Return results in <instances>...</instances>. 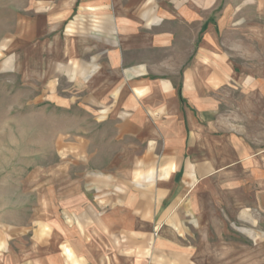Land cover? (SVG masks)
<instances>
[{
	"label": "crops",
	"instance_id": "0c3cea01",
	"mask_svg": "<svg viewBox=\"0 0 264 264\" xmlns=\"http://www.w3.org/2000/svg\"><path fill=\"white\" fill-rule=\"evenodd\" d=\"M26 11L30 14L18 23L20 41L50 38L66 27L61 59L68 60L67 73L75 78L77 105L93 113L102 108L106 116L100 119L120 124L125 138L148 143L149 150L125 164L117 191L125 192L133 179L131 195L128 190L108 211L81 213L94 221L93 237L61 222H39L21 230L13 243L0 239V264H243L251 251L239 239L211 243L204 238L196 247L183 244L179 233L186 218L196 224L198 216L213 215L209 192L226 215L252 219L258 209L264 211L261 149L256 152L243 141L237 151L226 142L221 156L238 155L226 158L227 177L235 171L238 178L227 180L222 193L208 179L216 169L212 160L195 158L197 144L199 155L214 156V80L229 76L221 38L231 28L240 43L245 27L264 28V0H30ZM259 90L263 98L242 107L264 121V84ZM200 178L205 180L197 186ZM155 220L168 224L149 245L148 222ZM203 229L205 237L230 234L227 228ZM118 232L130 236L125 251ZM196 234L195 228L188 233ZM26 236L30 241L22 246ZM252 258V264L259 260Z\"/></svg>",
	"mask_w": 264,
	"mask_h": 264
},
{
	"label": "rangeland",
	"instance_id": "374dc122",
	"mask_svg": "<svg viewBox=\"0 0 264 264\" xmlns=\"http://www.w3.org/2000/svg\"><path fill=\"white\" fill-rule=\"evenodd\" d=\"M29 3L30 0H0V239L13 243L21 230H32L39 222L50 225L61 222L71 229L82 228L84 235L91 238L94 221L83 218L81 213L89 209L108 211L128 190L132 194L136 187L133 179H128L125 192L117 191V186L123 183L125 164L134 157L143 158L149 144L125 138L120 133V124L108 123V117L100 119L106 116L104 111L101 113L102 108L93 113L77 105L75 78L71 79L67 73L68 60L61 59V51L67 44L66 27L50 38L20 41L18 23L21 16L30 14L26 11ZM229 29L220 43L228 58L229 76L214 80L218 85L213 92L214 156L199 155L197 144L195 157L212 160L216 169L208 179L218 185L219 192L227 180L238 178L235 171L227 177L226 158L236 160L238 155L233 152L221 156L226 142L236 150L243 141L256 152L261 149V163H264V121L248 114L254 109L242 107L263 98L259 89L264 84V28H242L245 36L240 37V43H235L236 31ZM75 31L76 27L72 33ZM217 62L221 61L217 59ZM61 97L65 98V104ZM254 117L258 119L259 115ZM105 176L113 179L108 182ZM204 180L200 178L197 186ZM254 184L262 186L259 182ZM102 195L106 196L102 198ZM208 195L213 197V212L217 215L209 212L208 219L198 216L199 225L186 218L180 226L182 243L199 247L204 238H209L211 243L239 239L251 251L245 253L243 264H252L249 262L252 257L259 259L255 264H264V211L258 209L256 218L238 219L230 213L226 215L211 192ZM80 196H84V201H77ZM148 224L149 245H154L168 222L155 220ZM205 227L215 232L216 228H227L230 234L205 237ZM194 228L197 234L189 236ZM248 231H253L254 236ZM121 233L118 232L123 238L120 251H125L130 236L125 235L124 239L121 235L125 232ZM29 241L26 236L19 244L28 245Z\"/></svg>",
	"mask_w": 264,
	"mask_h": 264
}]
</instances>
